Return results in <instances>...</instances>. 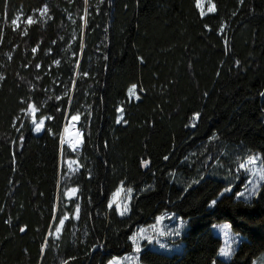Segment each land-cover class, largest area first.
Returning <instances> with one entry per match:
<instances>
[{
	"label": "trees",
	"instance_id": "obj_1",
	"mask_svg": "<svg viewBox=\"0 0 264 264\" xmlns=\"http://www.w3.org/2000/svg\"><path fill=\"white\" fill-rule=\"evenodd\" d=\"M211 1L202 14L196 0H0V264H107L165 212L187 220L183 249L145 245L142 264L264 251V181L237 196L240 164L264 162V0ZM73 116L77 153L60 142ZM119 187L124 214L110 205ZM223 221L243 234L230 259L212 229Z\"/></svg>",
	"mask_w": 264,
	"mask_h": 264
},
{
	"label": "rangeland",
	"instance_id": "obj_2",
	"mask_svg": "<svg viewBox=\"0 0 264 264\" xmlns=\"http://www.w3.org/2000/svg\"><path fill=\"white\" fill-rule=\"evenodd\" d=\"M197 2V0H196ZM199 10L201 13L205 14L209 11V8L215 10V6L211 0H200ZM132 86L130 87V89ZM130 89L128 94L130 97L137 98L139 96L137 86L135 88V93H131ZM32 120L34 123V132L39 134L43 130V124L45 117L38 119L35 116V112L30 110ZM35 121V122H34ZM43 121V124L40 125V131H36L37 124ZM81 119L78 116L70 117L66 120L63 132V140L67 144L64 146L68 147L73 153L80 151L83 145L84 136L83 130L80 126ZM254 157L255 160L253 163H248L249 158ZM68 166V178L72 176L80 167V163L77 158H68L66 160ZM241 164L246 165L244 168H241L242 175L245 176L243 181L242 189L238 191L237 196L248 199L257 194L262 182L264 179H261V175H264V162L262 161L261 155L259 152H256L248 156ZM240 164V165H241ZM75 190V191H73ZM255 192L254 195H249L252 192ZM77 187H69L66 191L68 198L75 197L77 195ZM243 193V195H241ZM131 191L129 189L126 191L125 187H119L111 197L110 205L116 207L118 212L121 214L123 212L127 213L130 208L131 200ZM215 200L212 201V204ZM125 206L127 210L125 211ZM68 218V215L64 216L61 221L63 223L58 224L55 231L56 235H59L63 227L64 221ZM227 225V235L225 234V229L223 226ZM212 229L215 234L219 235L222 239L221 247L218 251V256L222 259H230L239 245L243 234L235 231L229 221H223L214 223ZM187 231V220L182 216L176 215L171 212H165L157 216V219L154 223L146 226L138 227L132 235L135 237L134 250L130 253H127L123 256H114L110 259L107 264H142L139 260L140 251L144 248L145 245L162 251L166 253H171L173 251H181L183 249V240L181 239L182 235ZM139 248L137 252L136 249ZM228 247L230 248V255L224 256L221 254V248ZM216 264V263H213ZM253 264H264V251L260 253L257 257L254 258Z\"/></svg>",
	"mask_w": 264,
	"mask_h": 264
},
{
	"label": "snow or ice",
	"instance_id": "obj_3",
	"mask_svg": "<svg viewBox=\"0 0 264 264\" xmlns=\"http://www.w3.org/2000/svg\"><path fill=\"white\" fill-rule=\"evenodd\" d=\"M199 3H200V0H197V6H199ZM213 10V8H209V11H212ZM45 13H47V8L45 7V8H43L42 10H41V15H44ZM203 14V13H202ZM19 19V17H16L15 19H13L12 21H11V23L13 24V25H17V20ZM36 21H34L33 19H32V17L31 16H29L28 18H27V23L28 24H32V23H35ZM18 26V25H17ZM36 49H33V51H35ZM58 63V62H57ZM135 88H136V85H132V88L130 89V92L131 93H135ZM30 110L32 111V112H35V111H37V109L34 107V106H30ZM35 122V121H34ZM41 124H43V121H40V123L39 124H37V126H36V131H40V125ZM254 160H255V158L254 157H250L249 158V161H248V163H253L254 162ZM145 163H147V162H145ZM246 165H244V164H241L240 165V167L241 168H244ZM261 179H264V175H261ZM73 191H75V190H73ZM129 191H131L130 189H129ZM255 194V192L253 191L252 193H250L249 195H254ZM241 195H243V193H241ZM213 203H215V202H213ZM127 210V207L125 206V211ZM121 214H123V212L121 213ZM61 223H63V221H61ZM224 227V229H225V234L227 235V228H228V226L227 225H225V226H223ZM135 237H133V241L135 242ZM136 251L138 252L139 251V248L137 247V249H136ZM220 252H221V254L222 255H224V256H228V255H230V248H228V247H225V248H221V250H220Z\"/></svg>",
	"mask_w": 264,
	"mask_h": 264
},
{
	"label": "built area",
	"instance_id": "obj_4",
	"mask_svg": "<svg viewBox=\"0 0 264 264\" xmlns=\"http://www.w3.org/2000/svg\"><path fill=\"white\" fill-rule=\"evenodd\" d=\"M65 126V125H64ZM63 132H64V128H63V131H62V134H61V146L65 145L66 143L64 142L63 140ZM67 145V144H66Z\"/></svg>",
	"mask_w": 264,
	"mask_h": 264
},
{
	"label": "water",
	"instance_id": "obj_5",
	"mask_svg": "<svg viewBox=\"0 0 264 264\" xmlns=\"http://www.w3.org/2000/svg\"><path fill=\"white\" fill-rule=\"evenodd\" d=\"M82 130H83V129H82ZM83 132H84V130H83ZM81 149H82V148H81ZM81 149H80V150H81ZM96 249H97V247H96V248H94L92 251H95Z\"/></svg>",
	"mask_w": 264,
	"mask_h": 264
},
{
	"label": "clouds",
	"instance_id": "obj_6",
	"mask_svg": "<svg viewBox=\"0 0 264 264\" xmlns=\"http://www.w3.org/2000/svg\"><path fill=\"white\" fill-rule=\"evenodd\" d=\"M81 151V150H80Z\"/></svg>",
	"mask_w": 264,
	"mask_h": 264
}]
</instances>
